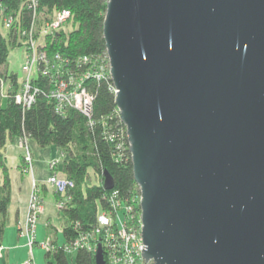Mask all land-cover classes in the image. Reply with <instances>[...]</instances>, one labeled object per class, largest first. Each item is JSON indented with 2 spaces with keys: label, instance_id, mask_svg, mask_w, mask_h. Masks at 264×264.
Wrapping results in <instances>:
<instances>
[{
  "label": "water",
  "instance_id": "95a60500",
  "mask_svg": "<svg viewBox=\"0 0 264 264\" xmlns=\"http://www.w3.org/2000/svg\"><path fill=\"white\" fill-rule=\"evenodd\" d=\"M103 35L142 255L264 264V0H107Z\"/></svg>",
  "mask_w": 264,
  "mask_h": 264
},
{
  "label": "trees",
  "instance_id": "16d2710c",
  "mask_svg": "<svg viewBox=\"0 0 264 264\" xmlns=\"http://www.w3.org/2000/svg\"><path fill=\"white\" fill-rule=\"evenodd\" d=\"M25 1L0 0V69L7 62L10 44L15 43L14 37L10 36L12 30L11 34H7L3 28L2 16L23 10V23H27L31 12L23 8ZM60 8L71 10L72 27L63 28L49 42V50H58L70 58L84 54H104L106 44L103 23L107 0H40V9L48 13ZM87 83L94 95L90 116L75 108H68L65 114L59 113L46 90L38 94L31 106L17 103L11 96L5 97L3 101L0 95V148L11 139L33 137L41 146L55 144L62 152L69 154V158L64 161V170L65 175L74 180L75 186L68 191L71 194L68 207L61 210L66 218L62 230L65 240L58 243L53 239L58 246L53 251L47 250L46 255L49 257L53 252L55 260H48L47 264H96V251L80 247L75 261L70 262L64 244L76 237L80 230L95 228L99 208L107 207L108 195L112 190L127 199L140 193L134 178L126 125L120 118L116 93L112 89L114 82L106 76L89 79ZM0 165L4 174L0 184L2 242L10 201V180L1 155ZM90 169L97 173V183L89 182ZM104 171L113 177L112 189L105 186ZM57 197H60L58 193Z\"/></svg>",
  "mask_w": 264,
  "mask_h": 264
},
{
  "label": "built area",
  "instance_id": "2783aa9c",
  "mask_svg": "<svg viewBox=\"0 0 264 264\" xmlns=\"http://www.w3.org/2000/svg\"><path fill=\"white\" fill-rule=\"evenodd\" d=\"M25 7V10H31L27 23H23V10L10 17L2 16L3 28L16 32L18 41L26 53L20 75L16 72H3V76L0 74L1 97L11 96L17 103L31 106L38 94L46 90L59 113L65 114L68 108H75L90 116L94 95L87 81L106 76L112 78L107 51L104 54H84L75 58H70L58 50L50 51L49 42H52L63 28L72 27L71 10L60 8L48 13L40 9V0H26ZM16 18L19 21L17 24L14 20ZM15 41L17 42L16 38ZM112 89L116 93L114 83ZM27 143V137L19 138V144L24 149L26 167L29 168L32 166L33 156ZM59 159L57 157L50 160L49 167L53 171L46 184L60 195L56 205L62 210L69 205L71 194L68 191L75 186V182L68 176L55 172ZM140 197L141 193L133 194L129 199L121 198L118 191L112 190L108 195L107 207L99 208L95 228L80 230L76 237L64 244V249L73 251L80 247L96 251L100 242L106 264H152V261H147L142 255L144 240ZM43 212L44 198L41 187L34 180L29 212L20 227L21 233L28 236L30 252L35 243L52 251L58 246L53 239H36V224ZM3 247L0 242V252ZM22 264H36L32 252Z\"/></svg>",
  "mask_w": 264,
  "mask_h": 264
},
{
  "label": "crops",
  "instance_id": "0c3cea01",
  "mask_svg": "<svg viewBox=\"0 0 264 264\" xmlns=\"http://www.w3.org/2000/svg\"><path fill=\"white\" fill-rule=\"evenodd\" d=\"M18 51V54L14 50L8 56L6 67H8L9 72H14L16 64L21 66L20 64L24 60V53L21 50ZM27 142L34 158L32 166H29V168L26 167V162H24V149L19 144V138L8 140L0 148L1 159L7 166L10 180V201L8 204L7 222L2 234V244L4 247L0 252V264H22L28 257L27 254L18 255L17 253L22 246L26 245L29 247L28 236L21 233L20 227L25 222L29 212V199L34 180L39 183L44 198V212L40 215V220L38 221L50 223L49 219L52 218V214L47 209L49 203L55 207L58 214L62 215L63 222L66 219L56 205L57 193L46 182L53 171L49 167L50 160L59 157V163L55 167V171L60 175H65L64 161L69 158V154L62 152L55 144L41 146L33 137H27ZM3 176V169L0 165V184L3 181ZM63 222L61 223L62 230ZM54 239L60 243L57 238Z\"/></svg>",
  "mask_w": 264,
  "mask_h": 264
},
{
  "label": "rangeland",
  "instance_id": "374dc122",
  "mask_svg": "<svg viewBox=\"0 0 264 264\" xmlns=\"http://www.w3.org/2000/svg\"><path fill=\"white\" fill-rule=\"evenodd\" d=\"M26 9V7H23ZM28 12H31V10L27 9ZM10 16H13V13H8L6 14V17H10ZM3 18H4V15H3ZM16 24L19 23L18 19H14ZM69 29V28H68ZM9 39V38H8ZM51 44L49 43V46ZM15 50V52L18 54L19 51L18 50H21V52H23L24 54V57H25V49L21 46L18 50L17 49H13ZM11 49V51H9V54L10 52L13 51ZM19 62H20V59H19ZM5 65V64H4ZM3 65V66H4ZM21 65V64H20ZM21 66H19L18 64H16L15 66V69H14V72H16L18 75L21 74V69H20ZM1 70V69H0ZM3 98V101H5V97H2ZM28 147L30 148L29 144L27 143ZM22 147V146H21ZM23 148V147H22ZM31 149V148H30ZM31 152V151H30ZM25 162V161H24ZM99 181V177L97 175V173H95L92 169H90V173H89V182L91 183H97ZM57 208V207H56ZM49 213L52 214V218L49 219V222L50 223H47V222H44V221H38L37 224H36V230H35V235H36V239L38 241H42V240H51V239H54V238H57L59 242H63L65 240V236L63 234V231H62V228H61V223L63 222V217L61 214H58L57 213V210L55 209V207L49 203L48 204V207H47ZM53 213H55V215H53ZM40 220V219H39ZM66 222V221H65ZM63 222V224L65 223ZM32 255L34 257V262L36 264H47V261L48 260H52L54 261L55 258H54V255H53V252L51 253V255L48 257L46 255L47 253V249L43 246H40L38 244H34L32 249ZM30 252V248L26 245L22 246L20 249H19V252L17 253L18 255L21 254H27V256L29 255ZM77 254V249L76 250H73V251H68L67 252V257L69 259L70 262H74L75 261V256Z\"/></svg>",
  "mask_w": 264,
  "mask_h": 264
},
{
  "label": "bare ground",
  "instance_id": "6f19581e",
  "mask_svg": "<svg viewBox=\"0 0 264 264\" xmlns=\"http://www.w3.org/2000/svg\"><path fill=\"white\" fill-rule=\"evenodd\" d=\"M17 13H18V11H17ZM17 13H16V15H17ZM8 32V33H7ZM6 33L7 34H11V32H10V30H6ZM13 34V35H12ZM10 36L11 37H14V41L13 42H15V43H13V44H10V46H9V51H11V49L13 50V49H19L21 46H22V44H21V42L20 41H18V38H17V34H16V32H14L13 31V33H12ZM15 38L17 39V42L15 41ZM14 51V50H13ZM107 51V50H106ZM8 56H9V53H8ZM7 62H8V58H7ZM7 62H6V64H7ZM6 64L1 68V70H0V74H2V76L6 73V72H9L8 71V67H6ZM3 72H5V73H3ZM30 151H31V153H32V150L30 149ZM32 156H33V153H32ZM34 159V158H33ZM25 161V160H24ZM33 163V162H32ZM26 166H27V164H26ZM58 175H60L57 171H55Z\"/></svg>",
  "mask_w": 264,
  "mask_h": 264
}]
</instances>
